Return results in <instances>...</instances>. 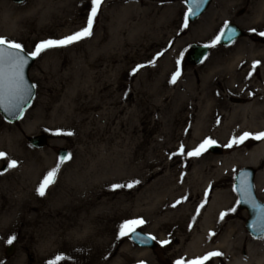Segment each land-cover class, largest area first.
I'll list each match as a JSON object with an SVG mask.
<instances>
[{
	"label": "bare ground",
	"instance_id": "bare-ground-1",
	"mask_svg": "<svg viewBox=\"0 0 264 264\" xmlns=\"http://www.w3.org/2000/svg\"><path fill=\"white\" fill-rule=\"evenodd\" d=\"M131 1L135 3H128L123 9L130 6L129 8L138 16L142 11L138 10L136 3L143 0ZM153 1L161 4L172 0ZM251 1L252 7L248 8L249 23L244 27L246 32L250 31L256 19L264 15V0ZM244 2L245 0H227L225 4L242 5L245 4ZM157 6V4L153 6L154 11L141 15L158 13L155 11ZM146 10L147 8L143 11ZM220 10L213 8L212 12L203 15L199 19L196 32L182 38L180 36L184 31L176 27L175 12L169 7H164L163 11L166 15L158 29L162 35L158 36V39L169 40L179 37L171 53L173 57L181 55L182 48L188 42L203 41V32L212 29L215 25L219 28L229 21L227 17L218 16ZM120 16L124 20L129 17L124 11ZM247 35L249 36L245 37L246 39L240 41L239 47L218 51V54L221 53L220 56L218 55L219 66L225 68L227 72H234V78H240L238 82L242 81L241 89L236 92L241 91L240 96L242 95L245 101L238 106L220 105L219 107L218 101L221 102V100L213 91L199 98L203 103H199L200 112L194 117L192 135L188 133L187 126L192 119L189 107L192 100L198 99L197 92L193 86L185 88L179 86L184 92L173 99L174 84L170 83L173 73H168L165 90L159 94L161 101L159 108H155L156 116L153 121L156 119L158 121L159 115L166 106L172 108L171 122L167 131L169 146L158 149L150 147L148 150L149 154L152 153V160L147 157L141 160L138 150L129 147L127 139L130 133H133L132 130L125 128L123 131L124 147L119 136L111 137L109 122L113 111L110 102V86L118 90L115 96L121 114H124L127 109L124 102L132 95L128 88L129 84L124 83L123 54L117 55L119 58L107 57L102 65H99L98 58H95L93 68L88 70L87 76L88 82L92 85L90 93L87 91L88 96L92 98L89 104L79 101L75 105L77 98L82 97V92L74 89L71 84V87L65 90L62 87L58 88L49 96V99L44 97L43 100H39L37 110L32 113L33 117L30 120L36 117L37 111L46 110L52 101L60 99L62 107L59 114L62 117L68 119L74 116L81 121L80 117L89 115L90 118L101 122L102 143L96 149L97 162L92 167L85 169L78 164L66 165L69 172H66L62 178L59 175L53 186H56L57 190H51L52 198L41 206L35 205L41 196L37 194L34 187L38 184L40 177L53 170V162L48 167L36 168L37 170L32 173L35 179L31 182L13 183L14 186L31 185L27 190H19V193L33 199L34 205H16L13 202L9 204V207L11 212L21 217L24 214H29V217L30 214H34L33 216L39 219L36 222L31 219L29 222L34 228V235L42 234V251L46 254L43 264L55 255L64 258L73 257L82 260L84 264H125L130 258L129 255L134 257L133 262L142 261L146 259L145 248L134 249L129 242L124 241L121 244L122 237L119 236L121 225L127 221L142 218L151 223V232L167 237L165 239L169 241L168 244L173 249L171 256L179 259L178 261L198 259L207 253L218 251L222 255L217 258L224 260L225 264H264V239H253L247 232L238 229V222L234 218L241 211H233L236 209L235 198L227 182L232 178L235 165H243V167L250 166L256 169V188L264 186V140L250 137L252 141L250 148L244 149L241 148V144H236L231 147L232 152L221 159L213 156L191 160L187 155L189 152L185 151L184 147L191 138L194 141H205L207 138L219 140L218 136L221 132L227 136L232 132L240 136L245 132L252 135L264 132V48L258 40H254L251 33ZM94 44L96 48L101 44V40L96 39ZM108 45V43L105 44L106 50L110 48ZM114 62H117V65H114ZM256 62H258L257 66L253 69V64ZM98 73L102 75L101 78ZM97 74L98 76L95 77ZM256 75L259 76L256 78ZM161 77L154 80L153 87L162 80ZM208 77L211 76L207 75L204 79L207 80ZM247 81L251 90L245 85ZM179 82L180 80H177L176 83ZM148 87L150 90L151 87ZM97 97L98 101L95 100ZM223 112L227 117L220 122ZM135 114L137 118L134 117ZM135 114L132 116L137 122L141 121L140 112L136 110ZM235 118L236 122L232 127ZM36 123L28 122L24 131L26 133L34 131ZM140 132L139 125L134 135L135 142L138 143V140H141V146L145 144L146 147L149 146L148 138L145 142L144 135ZM216 134L217 136H214ZM17 137V135L9 134L7 128H0V152L10 153L18 141ZM174 143L176 146L172 147ZM181 146H183L182 154ZM110 147H113L112 151ZM199 160L201 164L197 166L196 163ZM27 176L31 177L29 171ZM134 181L139 183L134 184L132 188L112 190V185H127ZM177 201L180 203L177 204ZM202 204L203 207H201ZM173 205L176 206L173 207ZM221 213L226 214L223 220L220 219ZM243 221L245 222L244 219ZM243 247L246 258L239 255Z\"/></svg>",
	"mask_w": 264,
	"mask_h": 264
},
{
	"label": "rangeland",
	"instance_id": "rangeland-1",
	"mask_svg": "<svg viewBox=\"0 0 264 264\" xmlns=\"http://www.w3.org/2000/svg\"><path fill=\"white\" fill-rule=\"evenodd\" d=\"M225 1L227 0L211 1V7L208 5L210 11L212 12L213 8L221 9L218 15L219 17L224 16L230 18L233 15L240 17L241 24H237V27L242 30V37L246 36L247 38L249 36L247 33H251L254 39H264V37L259 35V33L264 32V15L262 18L256 19L250 31L246 32L244 27L248 24L243 23H249V18L244 19L243 17L247 16L248 8L250 6L252 7V4L249 5V2L242 5H235L233 3L225 4ZM128 3L135 2L131 0H103L94 20L92 35L90 37L65 47L47 49L34 58L28 71L30 82L32 85H36L32 104L25 111L22 119L16 123H8L0 115V128L5 127L8 129L9 134L18 136V141L14 145V149L12 147L13 152L5 153V158L0 159V173H2L0 174V192L3 191L0 197V264H43L46 257V254L42 251V234L35 233L36 235H34V228L29 222L31 219L35 222L36 220L39 221V219L33 216L34 214H30V217L29 214H24L21 217L11 212L9 207V204L13 202L16 205H34L33 199L19 193V190H27L31 185L25 186L22 184L20 186H14L13 183L16 181L31 182L32 179H35L32 173L37 170L36 168L42 166L48 167L52 162L54 164L53 169L56 168L60 161V158L57 156L59 149L68 151V154H71V159L60 164L55 182L58 180L59 175L62 178L66 172H69L68 166L66 167L68 164H78L86 169L89 166L92 167L97 162V158L95 157L96 149L102 144L100 139L101 122L98 119L94 120L89 115L80 117L81 121H78L74 116L73 118L66 119L59 114L62 101L57 99L55 102L52 101L46 110L37 111L38 114L36 117L30 120L33 117L32 113L37 110L39 100H43L44 97L49 99V96L54 94L53 92L60 87L65 90L72 86L74 89L82 92V97L77 98L75 105L79 101L89 104L92 98L88 96V92L90 93L92 85L88 82L87 76L89 73L88 70L93 68V63L96 61L95 58H98L99 65H102L107 57L119 58L117 55L120 54L124 56V61L122 60V68L125 73L124 83L129 84L128 88L132 95L129 100L124 102L127 109L124 114H121L119 113V105L116 103L117 99L115 96L118 90L114 86H110V102L112 103L113 116L110 118L109 125L111 126V137L113 138L114 135L119 136L122 147H124L122 138L124 136V129L132 130L133 133H130L127 139L128 145L138 150L137 152L140 154L141 160L146 157L149 160L153 159L151 156L152 153L149 154L148 149L150 147L158 149L169 146L167 142V131L169 129V122H171L172 108L166 106L161 115H159L158 121L157 119L153 121V118L156 116L155 108H159L158 105L161 101L159 94L165 90L168 73H174L176 71L177 60L180 61L179 68L181 74L177 78L180 82L176 83V80L174 83L172 98H178L184 92L181 88H185L186 86H193L195 92H197L198 99L192 100L189 107L190 114L192 115V119L187 125L190 135L193 134L194 117L200 112L201 106L199 103H203L199 98L213 91L217 93L218 98L221 100V102L218 101L219 107L220 105H227L229 107L238 106L245 101L243 96H240L241 91L236 92V90L241 89L242 81L238 82L240 78H234V72H227L225 68L219 66V56L221 53L218 54V51H225V46H219L218 44L208 46L211 49V53L198 66L189 65L185 61V55L190 45H211V42L220 33L226 22L222 26H219V28L215 25L212 29L206 30L202 35L203 41L193 40L188 42L182 48L181 55L173 57L171 49H173L175 42H178L179 37H174L175 39L169 40L163 38L158 39V36H162L158 29L163 24L166 15L163 8L169 7L175 12L176 27L178 26L181 29L180 31H184L183 35L181 34L180 36L182 38L196 32L199 19L203 15L198 20L188 23L187 27H184V13L187 12L185 0H172L161 4L158 1L143 0L142 2L136 3L138 4L137 8L140 12L154 11L153 6L157 4L158 6L155 7V11L158 13L152 12L147 15H145L146 13L144 15L140 13L138 16L134 14V10L129 8L130 6L123 9ZM90 8L91 0H26L22 4H14L10 0H0V37L21 44L25 53L30 56V53L35 49L36 45L43 41L63 39L80 31L86 25V18L90 12ZM145 8L147 10L143 11ZM122 11L128 13L129 17L127 20L122 19L120 16ZM121 27L122 29H120ZM244 37L241 39H246ZM96 39H100L101 44L95 48L94 43ZM106 43L109 44V50L105 49ZM61 64L62 67H60ZM114 65H117V62H114ZM138 65H143V67L133 73V70ZM98 74L101 78L102 75L100 73ZM207 75L211 77L205 80L204 78ZM258 76L256 75V78ZM158 77H161L162 80L157 83L156 87H153L154 80ZM247 83L248 81L245 82L246 87L251 90V87ZM148 86L151 87V91ZM95 100L98 101V97ZM85 109L87 110V106ZM136 110L140 112L141 121L139 122L135 119L137 118L135 114ZM133 114H135V118L132 116ZM226 117V114L223 112L220 122L224 121ZM33 121L37 122L35 130L26 133L24 131L25 126H28V122L32 123ZM235 122L236 118L233 119L232 127ZM139 125L141 129L140 134L144 135V141L146 142V138H148L149 146L147 147L146 144L145 146H141V140H138V143L135 142L136 138L134 135ZM58 130L62 132L70 131L73 135L55 134ZM41 135L47 139L46 146L43 149L33 148L28 140ZM214 136H217V134ZM218 137L220 138L219 140H210L214 141V145L221 149L220 153L215 154L208 150L202 151L199 156H190L191 160L195 158L205 159L206 157L213 156L221 159L224 155L232 152V149L227 147V145L233 139L239 138L240 135L232 132L227 136L221 132ZM192 140V138L189 139L184 145L185 151L192 152L204 142ZM175 144L172 147H175ZM251 145L252 141L248 138L241 144V148L248 149ZM112 148L110 147L111 151ZM12 160L17 162V166L8 169L7 164ZM199 164H201V160L196 163L197 166ZM242 167L243 165H235L232 178L227 182L235 198V210L242 212L239 213L241 215L238 214L234 219L238 222V229L246 233L243 219L245 220L247 218V214L244 210L238 209L237 195L233 191V176ZM253 169L256 171L255 168ZM27 171H29L32 178L27 176ZM44 176L40 177L38 184L34 187L35 189H37V186ZM55 182L47 188L48 191L46 190L44 196H41L40 199L37 198L38 201L35 202V205L41 206L52 198L51 190H57L56 186L53 187ZM257 191L262 194L264 186L257 188ZM262 195L264 196V193ZM142 220L145 223L138 226L136 230L155 237L156 247L155 249H145L147 253L146 259L142 261L133 262L132 259L134 257L129 255L130 258L125 264H176L179 259H174L171 256V252L173 251L172 246L170 244L161 246L160 242L165 241L167 237H163L157 232H151V223L144 218ZM10 237H15L12 244L7 243ZM123 241L129 242L134 249H141L129 240V236H123L120 243L122 244ZM8 246L13 248L9 256L6 255V248ZM239 255L246 258L244 247L240 249ZM56 257L58 255L48 259L46 264L55 261ZM195 260L197 259L192 258L188 261H182L184 264H187V262ZM58 264L84 263L82 260L73 257H62ZM207 264H225V262L221 258L213 257Z\"/></svg>",
	"mask_w": 264,
	"mask_h": 264
},
{
	"label": "snow or ice",
	"instance_id": "snow-or-ice-1",
	"mask_svg": "<svg viewBox=\"0 0 264 264\" xmlns=\"http://www.w3.org/2000/svg\"><path fill=\"white\" fill-rule=\"evenodd\" d=\"M207 0H188L189 8L186 13H184V27H187L188 20L191 16L196 15L201 10V6L205 4ZM103 0H91L90 12L86 18V25L78 32L73 33L70 36H67L60 40H46L36 45L35 49L30 53L31 58H36L41 53L47 49L59 48L71 45L78 41L84 40L92 35L94 20L97 16L98 10L101 7ZM255 31V30H253ZM236 35L234 29L229 28L228 23L226 22L223 29L216 36V38L211 42V45L206 46H215L220 43L222 38L231 40ZM260 36L264 37V32L259 33ZM28 63V54L25 53L23 46L17 42L8 41L3 37H0V110L6 112L12 118H19L27 104L28 100L32 95V89L36 85H28L24 77V68ZM177 69L173 73L170 83H175L177 78L180 76V61L177 60ZM257 63L253 64V69L256 68ZM143 65H138L136 69L133 70V73L138 71ZM58 135H73L72 132H62L57 131ZM256 140H264V132L257 134L244 133L239 138L233 139L227 147L231 148L233 144H242L248 138ZM215 142L206 139L202 142L194 151L187 153L188 156H199L202 151H207ZM181 154L183 153V146L180 149ZM6 154L0 152V159H4ZM71 159V154H68L60 158L57 167L49 171L41 180L37 186L36 192L39 196H44L47 188L55 182V177L59 170L60 164L65 160ZM17 162L12 160L7 164L8 169L15 168ZM2 174V173H0ZM139 183V181L130 182L127 185L115 184L112 185V190L120 188H132L134 184ZM239 199L237 204H246L248 205L255 213V220L253 221V228L256 232L259 233L258 237L264 239V206H261L257 203L254 194H253V185L249 181V174L242 173L238 186L233 188ZM207 197V193L205 194ZM180 201H177L179 204ZM176 205H173L175 207ZM203 207V204L201 205ZM199 211V209H198ZM235 211V209H233ZM225 213H221L220 219L223 220ZM145 223L142 219L127 221L125 224L121 225L119 236H129L136 233L138 226ZM212 235V234H210ZM15 237H10L7 240L8 244H12ZM119 238V237H118ZM147 240H155V237L149 236ZM161 246H164L169 243V241H161ZM222 253L220 252H211L207 253L205 256L198 258L195 261H189L187 264H207L213 257H220ZM62 257H56L55 261L49 262V264H58ZM176 264H184L183 261H177Z\"/></svg>",
	"mask_w": 264,
	"mask_h": 264
},
{
	"label": "water",
	"instance_id": "water-1",
	"mask_svg": "<svg viewBox=\"0 0 264 264\" xmlns=\"http://www.w3.org/2000/svg\"><path fill=\"white\" fill-rule=\"evenodd\" d=\"M12 1L15 3H22L25 0H12ZM210 1L211 0H207V2L201 6V10L199 11V13L196 15H193L189 18L188 23H192L195 20H197L198 17H200L205 12ZM185 5H186L187 11H188V8H189L188 0H185ZM228 25H229V28L235 30L236 35L231 40H228L226 38H222L221 42L218 43L220 46H227V45L231 44L233 42V40L239 39L243 35L242 31L236 25H234V24H228ZM208 52H209V48L207 46L192 44L189 48L188 53L185 56V61L189 65H193V66L200 65L203 62V60L205 59ZM33 61H34V58H31L30 56H28V63L25 65V68H24V77H25V81L28 85H32V83L30 82V80L28 78V70L31 67ZM34 94H35V89H32V95H31L30 99L28 100L27 104L25 105L24 111L19 118L14 119L2 110H0V114L9 123H14V122L20 120L22 118L24 112L26 111V109L31 105L33 98H34ZM46 142H47V139L44 136H38V137H34V138L29 139V143L35 148H43L46 145ZM209 150L215 154H218L221 152V149L216 145H212L209 148ZM66 155H68L66 150H63V149L58 150V156L60 158L66 156ZM242 173H248L249 174V181L253 185L255 171L251 167H244L241 170H239L237 172V174L235 175L234 187L238 186ZM253 194H254V188H253ZM237 196H238V194H237ZM254 197H255V194H254ZM238 199H239V196H238ZM255 199H256V197H255ZM256 201L261 206H264V204L262 202H259L257 199H256ZM239 207L241 209L245 208L248 211L249 218L245 223V228H246L247 232L253 237H258L259 233L256 232L253 228V221L256 218L254 211L246 204L241 203V204H239ZM147 237H149V236L140 232V231H136L135 234L130 235V239L138 247L155 249L156 244H155L154 240H147ZM12 251H13L12 247H10V246L7 247L6 255H11Z\"/></svg>",
	"mask_w": 264,
	"mask_h": 264
},
{
	"label": "flooded vegetation",
	"instance_id": "flooded-vegetation-1",
	"mask_svg": "<svg viewBox=\"0 0 264 264\" xmlns=\"http://www.w3.org/2000/svg\"><path fill=\"white\" fill-rule=\"evenodd\" d=\"M213 1V0H212ZM249 2V5L250 4H252V1L251 0H245V4L246 3H248ZM213 3V2H212ZM209 6H210V4H209ZM209 6H208V8H209ZM211 7V6H210ZM251 7V6H250ZM207 8V10L205 11V13H208L209 11H210V8L208 9ZM204 13V14H205ZM243 13V12H242ZM247 14V13H246ZM240 17H237V16H235V15H233V16H231L230 18H229V21L227 22L228 24H234L235 23V25H239V24H241V20L239 19ZM244 19L245 18H248V14H247V16H245V17H243ZM243 24H248V23H243ZM237 25V26H238ZM245 26V25H244ZM244 31V30H243ZM244 37V36H243ZM242 37V38H243ZM246 37V36H245ZM244 37V38H245ZM241 40H244V39H235V40H233V42L230 44V45H228V46H225L224 47V49L225 50H228V49H231V48H234V47H239V45H240V41ZM254 40H258V41H261L260 43H261V46L264 48V39H254ZM211 53V49H210V51H209V54ZM209 54H208V56H209ZM254 192H255V196H256V198L259 200V201H261V202H263L264 203V196L262 195L263 193H264V191L262 192V194H260L259 195V191H257V188H256V186H255V184H254ZM245 211V210H244ZM246 212V211H245ZM251 237V236H250ZM251 238H253V237H251ZM253 239H256V238H253Z\"/></svg>",
	"mask_w": 264,
	"mask_h": 264
}]
</instances>
